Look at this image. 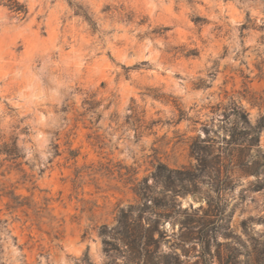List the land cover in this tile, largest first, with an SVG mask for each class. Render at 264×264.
I'll list each match as a JSON object with an SVG mask.
<instances>
[{"label":"rangeland","instance_id":"1","mask_svg":"<svg viewBox=\"0 0 264 264\" xmlns=\"http://www.w3.org/2000/svg\"><path fill=\"white\" fill-rule=\"evenodd\" d=\"M0 18V149L19 154H0V264H264V0H0ZM197 157L198 194L165 202L155 167Z\"/></svg>","mask_w":264,"mask_h":264},{"label":"trees","instance_id":"2","mask_svg":"<svg viewBox=\"0 0 264 264\" xmlns=\"http://www.w3.org/2000/svg\"><path fill=\"white\" fill-rule=\"evenodd\" d=\"M9 2V7L14 13H26V10L23 5H19L16 1ZM70 4H72V2H70ZM74 8L75 13L77 15H81L84 20L90 25V27L95 30L96 25L91 19L90 15L79 5H74ZM195 22H200V20L197 19ZM261 128L262 127L260 125H257L254 127V129H252V131L255 133V135H260ZM1 153L7 154L13 160H17L19 158L18 149L15 146L14 142L9 146L4 145L3 148L0 149V154ZM197 159L201 163V167L199 169L200 174H194V172L191 171L169 169L166 165L162 163L158 164L155 167V170L151 174L153 182L161 184L164 191H170L169 194H165V192H163L164 197H168V200H166L165 202L173 203L177 195H184L186 193H190L192 195L198 194L196 191L195 184L200 180L201 176L207 174V171H205V166H207V164L204 163V160H202V158L197 157ZM134 192L136 196L140 199V201H142L143 203H146L148 200L154 197L153 188L151 185H149L148 178H144L143 180L137 182L134 186ZM120 212L123 213V210L121 209ZM118 223H120V221H118ZM101 228V234L106 235L107 227L104 225ZM123 238L124 240H126L125 242H127V244L134 246L142 243L143 236L141 233H136L130 236L123 235ZM146 238L151 239V236L148 234Z\"/></svg>","mask_w":264,"mask_h":264},{"label":"water","instance_id":"3","mask_svg":"<svg viewBox=\"0 0 264 264\" xmlns=\"http://www.w3.org/2000/svg\"><path fill=\"white\" fill-rule=\"evenodd\" d=\"M1 19V18H0ZM11 24H12V29H13V31L14 32H16L17 34H19V35H22V34H24V32L26 31V26L23 24V23H21V22H19L18 20H15V19H11ZM143 56H145V54L143 55ZM120 57H121V59L122 60H126L127 58H128V54L127 53H122L121 55H120ZM0 59H1V57H0ZM154 64L157 66V67H161L162 66V63H161V61H159L158 59H154ZM168 67L170 68H174L172 65H168ZM167 67V68H168Z\"/></svg>","mask_w":264,"mask_h":264},{"label":"bare ground","instance_id":"4","mask_svg":"<svg viewBox=\"0 0 264 264\" xmlns=\"http://www.w3.org/2000/svg\"><path fill=\"white\" fill-rule=\"evenodd\" d=\"M33 76V75H32ZM34 78H36V77H34ZM34 78H32V79H34ZM38 80H40V79H38ZM41 83V82H40ZM38 81H36V80H31V81H28L25 85H26V87L28 88V87H31V89H32V91H34V92H36L37 93V91H39L40 92V94H41V91H42V88H41V84H40ZM38 92V93H39ZM37 93V94H38ZM31 94V93H30Z\"/></svg>","mask_w":264,"mask_h":264}]
</instances>
